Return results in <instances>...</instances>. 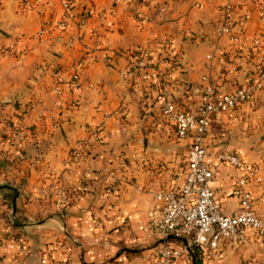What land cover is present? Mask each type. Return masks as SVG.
<instances>
[{
    "label": "crops",
    "instance_id": "crops-1",
    "mask_svg": "<svg viewBox=\"0 0 264 264\" xmlns=\"http://www.w3.org/2000/svg\"><path fill=\"white\" fill-rule=\"evenodd\" d=\"M23 1L0 0V184L19 190L23 225H13L11 194L1 191L0 264L21 248L23 264H148L156 242L149 214H161L154 191L183 183L192 139L161 120L153 70L145 79L143 69L128 79L121 72L144 50L173 100L197 112L206 87L223 93L264 64V0H73L75 20L42 37L61 17V1L29 10ZM224 17L233 37L218 34ZM186 32L205 40L183 41ZM258 37L262 46L248 58ZM166 41L172 45L159 47ZM83 58L74 92L69 80ZM89 126L101 131L92 136ZM22 127L25 134L14 135ZM205 147L223 213L240 212L233 192L243 185L264 214V86L254 101L213 116ZM230 153L257 167L260 182L221 159ZM249 262L264 264V238L218 251L193 246L176 264Z\"/></svg>",
    "mask_w": 264,
    "mask_h": 264
},
{
    "label": "built area",
    "instance_id": "built-area-1",
    "mask_svg": "<svg viewBox=\"0 0 264 264\" xmlns=\"http://www.w3.org/2000/svg\"><path fill=\"white\" fill-rule=\"evenodd\" d=\"M43 1L24 0L22 6L29 10ZM60 1L63 10L61 17L56 22L47 23L46 27L37 33V37H42L46 32L53 30L63 31L75 20L73 0ZM226 8V12H229L230 6ZM139 22L142 23V20ZM218 34L234 36L232 25L226 17L219 25ZM182 40L196 45L202 43L205 37L186 32ZM171 43L166 41L159 44V47L166 44L172 45ZM261 46V37L254 39L252 47L247 50V57L252 58ZM162 57L164 62L168 60V57ZM130 59L127 67L121 72L122 77L128 79L132 73L136 75V70L143 69L146 72L143 76L145 79L148 72L153 70V75L160 81L157 100L162 104L161 120L174 126L177 137H191L192 139L187 155L188 169L183 183L179 187H162L154 191V196L161 206V214L158 216L149 214L151 216L150 231L156 242L148 255V264H176L193 246L218 251L228 243L245 244L253 238H264V214L256 211L252 194L243 185L235 188L233 192L239 201L240 212L235 216L223 213L215 189L212 187L216 170L207 161L205 147V139L214 115L229 113L238 106L255 100L257 93L264 86V64H256L250 78L244 84L237 85L223 93H214L212 88L206 87L199 110L193 113L173 100L166 74L161 68L152 67L149 53L137 49ZM86 61L87 58H83L78 62L69 80V86L74 92H79L81 89V73ZM77 103L76 100L72 101L70 106L74 107ZM25 130L26 128L22 127L14 135H22V133L24 135ZM100 131L101 127L89 126L92 136H97ZM221 159L234 167L243 169L254 183L260 182L258 168L246 165L240 156L231 153L222 154ZM116 188V185L107 187V193ZM173 241H179L180 245H172ZM27 255L26 249L21 248L11 264H23ZM51 255L52 252L48 251L42 262L45 263L47 256Z\"/></svg>",
    "mask_w": 264,
    "mask_h": 264
},
{
    "label": "water",
    "instance_id": "water-1",
    "mask_svg": "<svg viewBox=\"0 0 264 264\" xmlns=\"http://www.w3.org/2000/svg\"><path fill=\"white\" fill-rule=\"evenodd\" d=\"M1 191H9L10 192V199L11 205L13 209V213L11 214V220L14 226L22 227V224H19L17 221V200L19 198L20 192L18 189L11 187L8 184H0V192Z\"/></svg>",
    "mask_w": 264,
    "mask_h": 264
}]
</instances>
